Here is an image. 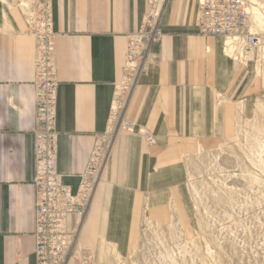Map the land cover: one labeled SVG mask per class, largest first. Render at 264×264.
<instances>
[{"label":"crops","instance_id":"1","mask_svg":"<svg viewBox=\"0 0 264 264\" xmlns=\"http://www.w3.org/2000/svg\"><path fill=\"white\" fill-rule=\"evenodd\" d=\"M152 1L52 0L57 171L73 193L108 135L127 44ZM30 6L29 0H0V264H36ZM198 20L197 0L160 1L161 37L151 45L156 61L137 78L123 111L136 132L110 139L83 224L72 229L95 264H111L114 250L128 255L143 214L164 219L179 208L186 158L231 138L240 118L264 104V51L238 45L225 51V39L202 36ZM138 129L149 130L153 144Z\"/></svg>","mask_w":264,"mask_h":264},{"label":"rangeland","instance_id":"2","mask_svg":"<svg viewBox=\"0 0 264 264\" xmlns=\"http://www.w3.org/2000/svg\"><path fill=\"white\" fill-rule=\"evenodd\" d=\"M124 87L116 97L122 112L129 95ZM256 108L240 118L231 138L186 158L179 208L164 219L143 214L132 250L125 257L114 250L111 264H264V104ZM114 124L108 149L103 146L106 156L112 138L124 132ZM77 234L63 264H95Z\"/></svg>","mask_w":264,"mask_h":264},{"label":"built area","instance_id":"3","mask_svg":"<svg viewBox=\"0 0 264 264\" xmlns=\"http://www.w3.org/2000/svg\"><path fill=\"white\" fill-rule=\"evenodd\" d=\"M29 33L35 37V127L32 133L34 154L35 189V249L36 264H63L74 231H69V220L74 228L85 217L92 195L98 184L99 171L106 157L103 146L108 149L109 135L97 145L89 159L76 193L62 181L57 171L58 138L55 129L58 82L55 71V34L53 32L52 0H29ZM152 11L144 20L138 34L127 44L123 90L131 92L137 78L146 72L148 65L156 61L151 45L159 40L157 29L159 10ZM162 1V0H161ZM199 31L204 37L225 39V51L237 45L247 51L263 48L264 5L254 0H197ZM264 51V50H263ZM122 87V86H121ZM118 112L114 127L135 133V124L124 119L121 103L116 99ZM113 115V110H112ZM111 117V122H112ZM111 128V126H110ZM115 129V128H114ZM147 145L154 142L153 135L146 129H138ZM73 229V227H72Z\"/></svg>","mask_w":264,"mask_h":264},{"label":"bare ground","instance_id":"4","mask_svg":"<svg viewBox=\"0 0 264 264\" xmlns=\"http://www.w3.org/2000/svg\"><path fill=\"white\" fill-rule=\"evenodd\" d=\"M160 1L161 0H157V2L155 3V11L157 12L158 10H159V8H160ZM122 84V83H121ZM121 93V92H120ZM120 93H119V96H120ZM118 112V105H117V103H115L114 104V106H113V115H112V121L114 122V120H115V115H116V113ZM112 123V122H111ZM113 130V129H112ZM112 132V131H111Z\"/></svg>","mask_w":264,"mask_h":264}]
</instances>
